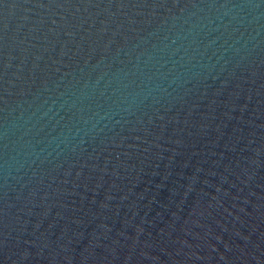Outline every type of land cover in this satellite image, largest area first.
<instances>
[{"label":"water","instance_id":"water-1","mask_svg":"<svg viewBox=\"0 0 264 264\" xmlns=\"http://www.w3.org/2000/svg\"><path fill=\"white\" fill-rule=\"evenodd\" d=\"M0 264H264V0H0Z\"/></svg>","mask_w":264,"mask_h":264}]
</instances>
